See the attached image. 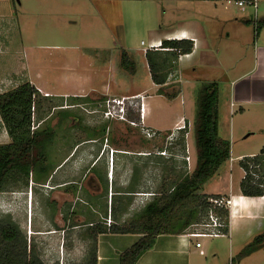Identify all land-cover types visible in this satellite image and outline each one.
Here are the masks:
<instances>
[{
	"label": "rangeland",
	"instance_id": "1",
	"mask_svg": "<svg viewBox=\"0 0 264 264\" xmlns=\"http://www.w3.org/2000/svg\"><path fill=\"white\" fill-rule=\"evenodd\" d=\"M236 1L0 0V95L30 83L40 97L50 98L46 110L63 105L71 113L65 120L53 108L45 121L33 115L32 130L51 125L56 131L49 148L50 171L46 176L30 175L27 181H11L0 193V218L8 216L16 222L47 264L84 262L88 248L79 239L83 225L106 223L111 198L133 180L135 169L137 193L128 211L117 221L113 217L119 224L152 201L164 182L193 171L194 120L199 89L206 81L196 79L182 85L170 76L160 90L149 69L148 45L143 43L149 44L150 35L162 25L179 19L219 15L255 18L252 8L242 12ZM258 1L256 16L260 18L264 16V0ZM122 50L136 61L135 75L121 68ZM137 95L147 104L143 121L139 112L130 113L128 121L104 117L108 100ZM240 114L222 119L219 134L231 143L232 161L203 186L202 193L228 192L230 184L237 189L245 176L237 157L264 149L260 143L264 134H251V129L244 132L253 125ZM185 126L186 132L177 131ZM103 128L104 136L100 134ZM181 135L180 143L176 140ZM10 141L0 115V144ZM160 152L166 155L160 156ZM187 153L190 163L181 158ZM170 166L177 174L166 170ZM29 192L32 199L28 204ZM254 230L264 232V212L255 221ZM207 240L212 246H221L222 262L230 264L228 238ZM205 249L208 254V247ZM258 252L251 261L264 264V248ZM239 263L236 260L234 264Z\"/></svg>",
	"mask_w": 264,
	"mask_h": 264
},
{
	"label": "trees",
	"instance_id": "2",
	"mask_svg": "<svg viewBox=\"0 0 264 264\" xmlns=\"http://www.w3.org/2000/svg\"><path fill=\"white\" fill-rule=\"evenodd\" d=\"M255 28L256 32L264 28V19L256 21ZM193 49L194 42L191 40H166L162 43V50L147 51L152 79L155 84L161 86L160 90L168 80L173 61H177L181 55L192 53ZM121 68L130 75H135L138 71L136 61L125 50L121 52ZM47 100L48 97H40L39 92L30 83L0 95V115L11 140L9 143L0 144V193L5 191L11 181H27L30 175L46 176L49 173V148L54 143L56 131L52 127L32 130L33 115L42 121L48 112L50 113V107L45 109ZM219 104L218 84L204 83L199 89L194 120L196 160L193 171L178 175L168 184L162 180L163 184L152 201L124 224L116 222L117 224L109 229L102 223L84 224L79 239L87 244L88 249L81 264H98L100 234L110 232L141 235L136 244L119 255V264H137L140 258L153 248L160 235L183 234L192 224L201 221L210 208L209 199L217 197L202 193L203 186L214 178L231 158V143L219 134ZM69 117V113L64 114L62 119ZM105 132L106 128H103L100 134L104 136ZM176 141L181 143L183 135ZM240 165L246 173L240 184L242 195L252 198L264 197V149L259 156L243 158ZM250 166H253L252 170ZM166 170L177 174L174 166L167 167ZM136 193L134 176L125 189L118 191L115 198H111V214L116 221L128 211ZM222 214L228 220V211L224 210ZM77 226L79 224L73 225ZM261 248H264V233L248 244L232 262L241 261ZM0 264H47L41 258L37 245L29 244L26 234L8 216L0 218Z\"/></svg>",
	"mask_w": 264,
	"mask_h": 264
},
{
	"label": "crops",
	"instance_id": "3",
	"mask_svg": "<svg viewBox=\"0 0 264 264\" xmlns=\"http://www.w3.org/2000/svg\"><path fill=\"white\" fill-rule=\"evenodd\" d=\"M263 19L264 16L259 18L256 15L253 19L251 15L202 16L184 21L179 19V22L174 24L162 25L159 31L149 37L151 39L149 44H161V47L166 40L185 39L194 42L192 53L181 55L177 61H173L166 84L170 76L174 78L173 82L182 85L196 79H203L205 83H217L220 90L219 133L223 127L222 119L226 121L228 116L232 117L237 112H241L240 116L246 118L247 122L252 121L253 125V128L244 129V132L251 129V134L260 133V136L264 134V28L258 32L255 29V22ZM146 50L154 51L155 48L148 49L147 46ZM181 88L179 95L182 97L183 86ZM181 106L182 115L185 103ZM148 107L152 106L148 104ZM222 138L228 140L227 136ZM260 143L264 146V140ZM259 155L261 153L258 152L242 154L236 160L241 162L245 157ZM229 161H232V156ZM241 181L237 189H233L230 184L228 192L204 193L227 197L233 201L228 211L227 259L230 264H234L232 260L262 234L260 230L254 228L255 221L264 212V197L252 198L242 195ZM184 233L160 235L153 248L148 250L137 264H226L222 262L224 260L219 244L212 246L208 240L205 241L204 248L208 247V254L206 252L205 256H201L195 247V241L185 237ZM141 237L139 234L110 232L100 234L98 264H119V255L136 244ZM258 255L259 252L256 251L241 260L239 264H247L245 263L247 260H250L248 264H255L256 262L251 259Z\"/></svg>",
	"mask_w": 264,
	"mask_h": 264
},
{
	"label": "built area",
	"instance_id": "4",
	"mask_svg": "<svg viewBox=\"0 0 264 264\" xmlns=\"http://www.w3.org/2000/svg\"><path fill=\"white\" fill-rule=\"evenodd\" d=\"M236 5L239 6L242 12H246L247 8H252L254 10V14L257 15V10L259 7L258 0H238L236 1ZM256 23V22H255ZM256 29V28H255ZM144 44V43H143ZM160 49L161 44L159 45H148V49ZM106 107L104 110V117L106 119H113L118 118L122 121H128V117L130 113L139 112L140 119L143 121L145 119V98L142 95H137L133 97H126L123 99L117 98L108 100L105 103ZM182 127H178L177 130L181 129ZM149 133V129H144ZM114 153H112V156ZM160 156H165V152H160ZM184 162L187 161L190 163L191 157L189 153L187 156H182ZM113 157L111 158V168H110V175L111 178L113 176ZM256 168V167H255ZM250 169H253V166H250ZM246 175V173H245ZM256 178L259 176L255 175ZM30 199L31 194H30ZM31 202V200H30ZM210 208L208 212L203 216L201 221L192 224L187 231L184 233V236L192 239L195 241V247L198 250L201 256L206 255L205 251V240L207 239H218V238H226L229 235V219L223 217L222 212L224 210L229 211L230 207L232 206V199L227 197H212L209 199ZM111 206V205H110ZM111 208V207H110ZM107 228H111L113 225L117 224L116 221L113 219L112 214L110 212L109 217L106 219V223H104Z\"/></svg>",
	"mask_w": 264,
	"mask_h": 264
},
{
	"label": "flooded vegetation",
	"instance_id": "5",
	"mask_svg": "<svg viewBox=\"0 0 264 264\" xmlns=\"http://www.w3.org/2000/svg\"><path fill=\"white\" fill-rule=\"evenodd\" d=\"M48 99H50V98L48 97ZM51 100H52V99H51ZM52 108H53L54 110H58L57 114H58V115H61V116H63L64 114H68V113L70 112V111H69L70 108H68V107H66V106L64 107L63 105H62V106H60V105H52V106H51V109H52ZM69 114H71V113H69ZM48 116H49V115H48ZM48 116H47V117H48ZM47 117H46V118H47ZM46 118H45V119H46ZM45 119L42 120V121H45ZM48 127H52V126H51V125H48V126L40 127V125H39V127H38L37 129H46V128H48ZM52 128H53V127H52ZM37 129H36V130H37ZM136 171H137V170L135 169V171H134V176H135V174H136ZM132 178H134V177H132ZM59 187H61V186H58V188H59Z\"/></svg>",
	"mask_w": 264,
	"mask_h": 264
},
{
	"label": "clouds",
	"instance_id": "6",
	"mask_svg": "<svg viewBox=\"0 0 264 264\" xmlns=\"http://www.w3.org/2000/svg\"><path fill=\"white\" fill-rule=\"evenodd\" d=\"M186 130V126L184 128H181L179 130H177L179 133ZM186 132V131H184ZM30 194H31V198H32V192H29L28 195H27V202L30 201ZM25 199V198H24Z\"/></svg>",
	"mask_w": 264,
	"mask_h": 264
},
{
	"label": "bare ground",
	"instance_id": "7",
	"mask_svg": "<svg viewBox=\"0 0 264 264\" xmlns=\"http://www.w3.org/2000/svg\"><path fill=\"white\" fill-rule=\"evenodd\" d=\"M178 39V38H177ZM182 40H185V39H182ZM146 110V109H145ZM145 114H146V111H145ZM32 203H33V200H32ZM28 204H29V201H28Z\"/></svg>",
	"mask_w": 264,
	"mask_h": 264
}]
</instances>
